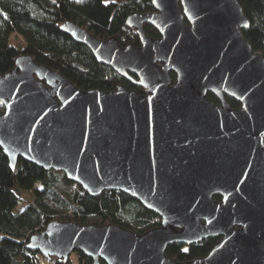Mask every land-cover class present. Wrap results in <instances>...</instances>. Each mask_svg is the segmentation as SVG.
<instances>
[{
    "label": "water",
    "instance_id": "water-1",
    "mask_svg": "<svg viewBox=\"0 0 264 264\" xmlns=\"http://www.w3.org/2000/svg\"><path fill=\"white\" fill-rule=\"evenodd\" d=\"M153 5L127 18L140 46L101 39L72 20L61 25L146 94L82 89L22 54L0 74V145L13 170L22 157L91 195L122 191L162 226L140 234L57 220L27 247L60 260L81 251L93 264H264V56L244 36L250 21L239 0ZM145 23L160 36H148ZM220 236L205 257L166 254L171 244Z\"/></svg>",
    "mask_w": 264,
    "mask_h": 264
},
{
    "label": "trees",
    "instance_id": "trees-1",
    "mask_svg": "<svg viewBox=\"0 0 264 264\" xmlns=\"http://www.w3.org/2000/svg\"><path fill=\"white\" fill-rule=\"evenodd\" d=\"M239 2L250 21V27L243 29L244 36L264 56V0ZM153 11V0H0V74L13 71L18 57L29 54L82 89L111 91L125 85L146 94L145 88L103 65L88 46L65 34L61 25L72 20L101 39L115 38L122 46H140V36L127 24V18ZM144 30L151 38L160 36L151 24L145 23ZM13 34L18 37L16 44L11 42ZM171 75L175 79L176 74ZM207 97L220 104L214 93ZM227 100L233 109L241 106L236 99L227 96ZM4 110L0 101V114ZM23 190L33 200L19 211ZM57 220L84 225L113 223L140 234L162 226L157 213L122 191L109 189L99 196L91 195L63 172L47 170L22 157L13 170L0 145V264H36L38 251L27 247L29 239ZM219 241L218 237H209L191 245L177 242L168 246L166 254L188 262L209 255ZM46 260L47 264L94 263L81 251L68 260ZM101 264H106L103 259Z\"/></svg>",
    "mask_w": 264,
    "mask_h": 264
},
{
    "label": "rangeland",
    "instance_id": "rangeland-1",
    "mask_svg": "<svg viewBox=\"0 0 264 264\" xmlns=\"http://www.w3.org/2000/svg\"><path fill=\"white\" fill-rule=\"evenodd\" d=\"M106 1L111 2V0H106ZM114 1H122V0H114ZM17 38L18 37L15 34H13L11 37V42L13 44H16ZM21 198H22V201H20L19 204L17 205V209H19V211L23 210L24 206L33 200L32 195L24 190L23 192H21ZM74 257L76 256L74 255Z\"/></svg>",
    "mask_w": 264,
    "mask_h": 264
},
{
    "label": "built area",
    "instance_id": "built-area-1",
    "mask_svg": "<svg viewBox=\"0 0 264 264\" xmlns=\"http://www.w3.org/2000/svg\"><path fill=\"white\" fill-rule=\"evenodd\" d=\"M46 258L47 257L40 251H38L37 254L34 256L36 264H47L48 262Z\"/></svg>",
    "mask_w": 264,
    "mask_h": 264
},
{
    "label": "flooded vegetation",
    "instance_id": "flooded-vegetation-1",
    "mask_svg": "<svg viewBox=\"0 0 264 264\" xmlns=\"http://www.w3.org/2000/svg\"><path fill=\"white\" fill-rule=\"evenodd\" d=\"M216 197H217V198H216ZM216 197H215L216 200H221V196H220V195H218V196H216ZM218 238L221 239V236L218 237Z\"/></svg>",
    "mask_w": 264,
    "mask_h": 264
}]
</instances>
